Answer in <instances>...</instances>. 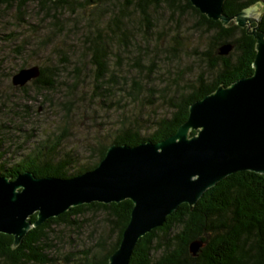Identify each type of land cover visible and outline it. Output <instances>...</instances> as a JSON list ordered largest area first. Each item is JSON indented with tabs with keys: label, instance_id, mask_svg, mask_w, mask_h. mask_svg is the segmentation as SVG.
<instances>
[{
	"label": "trees",
	"instance_id": "trees-1",
	"mask_svg": "<svg viewBox=\"0 0 264 264\" xmlns=\"http://www.w3.org/2000/svg\"><path fill=\"white\" fill-rule=\"evenodd\" d=\"M29 1L31 0H0V5L15 2L16 8L20 9ZM37 1L47 9L52 6V14H58L62 9H70L80 0ZM261 2L264 3V0H224L222 9L224 14L233 17L240 10ZM79 4L82 9L95 7L100 14L97 18L90 19L92 25L83 33V43L96 70L94 77L98 82L99 93H102V88L108 84L118 83L117 75L108 62L109 44H114L121 52L136 50L139 46L140 52L134 56L133 65L138 71L143 70L139 57L149 56V50L135 43L133 35L129 36L131 33L128 24L132 23L130 14L136 12L138 23L145 26L143 33L148 35L153 32L149 25L150 10L160 7H165L171 15L182 11V8L190 10L198 17L197 23L192 25L194 29H204L210 33L209 48L201 52L207 60L210 74L200 73L183 89L169 94L165 98L168 113L150 121L151 130L145 136L141 135L136 119L133 122H122L108 143L98 142L90 149L91 162L82 163L81 167L73 172H69V168L74 164V159L67 153L60 155L57 151L65 136L62 131L54 138L39 142L24 158L9 167L2 163L0 175L14 178L18 173L30 171L36 177L66 178L93 168L104 156L107 146L112 143L132 146L140 141L157 142L165 139L174 134L186 119L191 102L210 93L218 85H228L253 71L254 38L233 20L223 25L220 21L207 18L194 8L189 0H82ZM106 8L108 10L104 14L101 13ZM51 19L57 29L63 26L61 15H52ZM101 19L102 21H99ZM258 28L264 32V13L260 17ZM144 41H149L147 36ZM223 43H231L232 49L226 55H219L218 47ZM154 50L164 52V48L157 42ZM117 54L113 53L118 57ZM149 62L152 67L155 60L150 58ZM36 66L39 68V75L30 80V86H22L19 90L26 92L31 87L39 93L42 90L49 92L55 89L58 65ZM24 67H27L26 63H22L18 69ZM150 72L151 68L148 67L147 76ZM126 82V79L122 80L123 84ZM131 85L126 92L135 98L140 92L141 83L139 80H131ZM141 88L143 89V86ZM144 88L151 97L155 94L152 88ZM103 91L106 92V88ZM162 91L159 97L164 101V87ZM146 101L153 104L151 98ZM64 104L69 110L70 103ZM131 206V201L125 199L119 203L91 202L71 207L57 217L48 218L37 227H32L16 248L11 247V235L0 233V264H56L54 254L49 253L55 246L51 244L54 230L52 226L64 225L71 230H77L79 223L75 218L83 214L84 209L102 213L100 223L102 227L108 228L113 239L109 245H105L110 235L108 232L100 233L95 241L98 243L97 249H100L98 253L83 249L76 258L73 253L66 255L64 261L66 264H106L108 256L118 246L129 219ZM35 218V213L30 216L31 221ZM192 241L202 244L195 256L189 251ZM129 264H264V175L251 171L235 172L208 188L192 209L186 203L180 204L165 218L161 226L138 240L132 250Z\"/></svg>",
	"mask_w": 264,
	"mask_h": 264
},
{
	"label": "rangeland",
	"instance_id": "rangeland-1",
	"mask_svg": "<svg viewBox=\"0 0 264 264\" xmlns=\"http://www.w3.org/2000/svg\"><path fill=\"white\" fill-rule=\"evenodd\" d=\"M79 2L58 14H52V6L44 8L37 0L27 2L20 9L15 2L0 5V165L5 163L9 167L39 142L63 131L65 136L57 151L74 159L69 168L73 172L82 163L91 162L90 149L98 142L108 143L122 122L136 119L141 135L145 136L151 130L149 122L168 113L165 98L169 94L183 89L200 73L210 74L207 60L201 55L209 48L210 33L194 29L192 25L198 17L190 10L182 8L171 15L165 7H160L150 10L149 25L153 32L148 35L143 33L145 26L138 23L136 12L130 14L129 36L133 35L135 43L149 50V56L142 53L143 57H139L143 70L138 71L133 65L139 46L121 52L109 44L108 62L118 83L108 84L99 93L96 70L83 43V33L92 25L90 19L100 14L95 7L82 9ZM52 15H61L60 29L52 24ZM145 36L149 39L146 43ZM155 42L164 52L154 50ZM113 53H118V57ZM148 57L155 60L152 67ZM22 63L27 67L58 65L57 87L39 93L31 87L26 92L19 90L22 86L12 85L10 81ZM148 67L151 72L147 76ZM123 79L127 80L125 84ZM131 80L141 83L135 98L126 92L132 86ZM29 83L23 86H30ZM144 86L152 88L155 94L151 97ZM163 87L164 101L159 97ZM147 98L153 104H148ZM66 102L70 103L69 110L64 106ZM101 216L100 211L84 209L75 218L78 232L64 225L52 226L51 244L55 246L49 253L54 254L56 264H66V255L73 253L76 258L83 249L98 253L100 249L95 241L100 233L108 232L110 237L105 245L110 244L113 235L107 227H102Z\"/></svg>",
	"mask_w": 264,
	"mask_h": 264
},
{
	"label": "water",
	"instance_id": "water-1",
	"mask_svg": "<svg viewBox=\"0 0 264 264\" xmlns=\"http://www.w3.org/2000/svg\"><path fill=\"white\" fill-rule=\"evenodd\" d=\"M189 2L213 21L227 25L233 20L254 38L252 73L191 102L174 134L132 146L112 143L91 169L66 178L36 177L30 171L14 178L0 175V233L12 236V248L32 227L71 207L128 199V222L106 264H129L138 240L161 226L180 204L192 209L208 188L235 172L264 175V32L258 28L264 3L229 17L223 13L224 0ZM231 49V43H223L218 54ZM38 75L36 65L20 68L11 83L23 86ZM200 246L190 242V253L197 255Z\"/></svg>",
	"mask_w": 264,
	"mask_h": 264
}]
</instances>
